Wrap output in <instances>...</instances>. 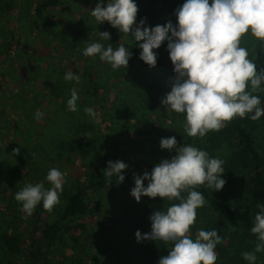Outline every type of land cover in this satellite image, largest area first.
Listing matches in <instances>:
<instances>
[{
	"label": "rangeland",
	"instance_id": "rangeland-1",
	"mask_svg": "<svg viewBox=\"0 0 264 264\" xmlns=\"http://www.w3.org/2000/svg\"><path fill=\"white\" fill-rule=\"evenodd\" d=\"M41 1L16 0L17 6L23 10L0 12V220L8 215L2 199L4 186L14 185L21 190L27 184L43 183L45 188H50L52 185L46 179L50 169L57 168L66 173L59 204L49 214L44 215L48 220H56L61 214L60 207L65 202L63 195L72 192L74 181L83 176L82 164L105 170L108 161L117 160L124 162L130 169V179L122 196L127 198L131 218L134 217L137 223L145 216L153 201L160 203L159 210L162 211H166L174 203H179L178 200H161L159 197L152 199L144 196L137 202L131 195L135 187V177L142 178L145 172L150 173L163 159L171 158L168 151L160 146L159 139L165 137L161 136L156 121H153L155 125L151 128L150 120L136 110V93L131 85L134 79L128 76L127 81L122 74L117 73V70H113L110 64L101 61L99 56L83 55V49L87 44L102 41L98 32H105L103 25L98 24L91 15V10L96 4L93 0H60L57 7L45 13L44 25L54 31V34H48L37 31L32 24L33 6ZM133 2L138 7L133 31L140 26L141 20L145 21L143 27L149 28L164 26L169 22L168 19L160 17L158 9L160 2L157 0ZM185 2L186 0H181L180 4L183 5ZM27 8L31 13L25 12ZM125 38L132 46L135 39L132 32L126 34ZM251 39L255 40L249 33L241 40V46L249 51V59L253 58L254 42ZM167 43L165 40L162 45L167 48ZM71 44L78 45V48L75 50ZM166 51L168 52L167 49ZM155 53L157 63L164 61L163 56L167 55L161 49ZM81 58L84 59L83 62ZM102 62L108 65L112 72L107 70ZM83 64H87V69ZM156 67H149V71L156 73ZM69 71L80 76L79 84L64 79ZM95 85L99 94L93 98L88 93ZM55 88L60 91L57 99L62 102L65 100L63 106H57L50 97L52 89ZM73 90L79 96L76 112L69 111L67 107ZM86 107L96 112L95 120L85 114ZM37 110L44 113L39 120L36 118ZM66 117L70 119L68 123L73 128L67 125ZM157 118L161 123H169L166 114H161ZM256 123L261 126L253 135L260 145V152L263 153L264 121L259 118ZM53 139L64 144V148L61 149L60 146V155L57 158L52 156L53 146L56 144ZM14 149H19L18 155L14 154ZM147 183L144 181L145 187ZM208 194L213 200L205 199L206 205L197 209V212L201 210V222L206 220L224 223L220 235L222 243L215 248L218 257L216 264H223L237 254V248L233 243L235 244L239 234L236 227L226 221L217 198L209 192ZM112 198L111 192L90 191L89 200L101 201L102 206L98 210L91 208L84 222L90 225L95 234H102L100 237L103 241L101 253L103 258L98 264H129L123 256L122 247L113 241L114 231L110 229L112 216L109 207ZM22 217L24 221L17 226L12 224L11 227L16 228L19 235L26 239L30 229L26 219L30 216L23 213ZM197 225L196 220L191 228L192 237L198 231ZM0 227L3 233L15 232L6 223L0 224ZM150 231L151 223L145 234ZM145 242L151 250L158 246L156 241ZM166 246L167 248L160 246L164 249L161 251L162 257L167 256L171 250L168 244ZM245 246L248 248L247 251H253L255 248L254 245L250 247L249 243ZM67 250L68 243L64 237L53 249L51 264L64 260ZM238 255H234L236 258L234 264H248L242 255ZM259 256L260 253H257L256 264L263 262V256L262 259ZM0 257L3 260L2 264L8 262L22 264L17 256L4 258L0 253ZM159 259L158 253L150 264H158Z\"/></svg>",
	"mask_w": 264,
	"mask_h": 264
},
{
	"label": "clouds",
	"instance_id": "clouds-1",
	"mask_svg": "<svg viewBox=\"0 0 264 264\" xmlns=\"http://www.w3.org/2000/svg\"><path fill=\"white\" fill-rule=\"evenodd\" d=\"M138 7L133 0H103L91 10L98 24L107 21L113 28L124 34H132L141 49L140 59L150 68L157 64L155 49L167 40V50L174 66L175 77L170 91L162 100L166 110L185 114L184 131L189 137H204L210 131H219L225 122L236 117L258 120L264 116L261 99L254 93L264 92V70L257 72L256 64L249 59V51L241 46L242 38L251 34L264 43V0H186L175 10L177 23L143 27L145 21L133 31ZM143 27V30L141 28ZM100 40H110V33L98 32ZM79 51V49H78ZM85 57L99 56L111 65L113 70L127 68L132 53L123 44L113 48L102 43L92 42L83 49ZM66 81L81 82L80 76L71 71L64 76ZM249 83L251 86L248 90ZM79 96L75 90L67 101L69 111L76 112ZM86 115L96 119V112L85 108ZM36 112L37 120L43 117ZM99 122L98 120L96 121ZM162 149L175 152L171 159H163L151 172L143 177H135V187L131 195L140 201L141 197L161 200H178L166 211H155L150 216L151 231L143 236L136 233L137 241H162L173 246L167 256L158 264H216L215 248L222 243L216 230L200 229L195 239L191 228L197 219V209L206 205L203 194L196 191L206 185L220 191L226 180L222 179L225 161L211 158L209 154L195 146H178L175 136L162 138ZM19 154V149L13 150ZM128 166L122 161H108L104 175L115 176L118 183L125 177L121 174ZM66 173L57 168L48 171L47 181L52 185L45 188L43 183L27 184L15 194V200L26 215H32L36 207L52 211L60 202ZM147 181V186H144ZM187 192L185 198L181 194ZM252 234L257 243L253 251L241 253L248 264H256L257 253L264 252V205L258 204Z\"/></svg>",
	"mask_w": 264,
	"mask_h": 264
},
{
	"label": "trees",
	"instance_id": "trees-1",
	"mask_svg": "<svg viewBox=\"0 0 264 264\" xmlns=\"http://www.w3.org/2000/svg\"><path fill=\"white\" fill-rule=\"evenodd\" d=\"M157 1L160 2V5H158L161 13L159 14L160 17L168 19L175 26L177 23L175 10L182 6L180 4L181 0ZM93 2L97 5L100 0H93ZM103 2L106 5L108 0H103ZM59 4L60 0H42L33 6L32 13L28 8L25 12L31 13L34 17L32 24L37 31L54 34L51 28H46L44 25V22H46L45 13ZM18 10L21 11L23 9L17 6L16 0L11 2L0 0L1 13H10ZM102 25L104 31L110 33V40H102L100 43L105 47L111 44L114 49L119 44H123L132 53L128 67L126 69H117V73L119 75L122 74V77L127 81H129L128 76L134 79V83H131V85L132 90L136 93V110L144 118L150 120L151 128L155 125L153 121H156L158 124L157 128L160 127L161 136L165 138L175 136L178 146H195L200 150L206 151L211 158L218 157L225 161L223 165L225 173L221 178L226 180V184L222 190L215 191L206 185L198 186L194 190L201 192L208 201L213 200L208 192L217 198L225 213L226 221L236 227L238 231L239 236L235 239V244L233 243V246L237 248V254L241 255L244 252L243 250L247 251L246 243H249L250 247H253L252 245L255 246L258 241L256 235L252 234L251 228L254 226L255 215L259 212L257 205H264V152H260V145L256 142L253 133L257 131L261 124L252 121L250 119L252 113H250L245 118L236 117L230 122H225L224 127L219 131H210L202 138L189 137L184 131L185 114L168 111L162 105V100L170 91L171 82L175 77L174 66L170 60L169 53L166 51L167 48L161 45L160 48L154 50V52H158L161 49L164 54H167V58L163 56L164 61H158L156 73H152L149 71V66L139 58L141 49L135 39L131 46L126 42V34L113 28L107 21L102 23ZM253 42V58L251 60L256 64L257 72H259L264 70V43L256 41V39ZM71 47L76 50L78 45L71 44ZM81 60L82 62L84 61L83 58ZM102 65L111 71L108 65L103 62ZM84 67L87 69V64ZM261 87L264 88V84ZM248 89H251L250 83ZM59 93L58 88L52 89L50 97L57 106H63L65 100L63 99L62 102V100L57 99ZM98 94L99 90H97L96 85L92 86V90L88 93L93 98H96ZM254 94L260 97L261 106L264 107V92ZM161 114H166V119L169 120L168 124L158 121L159 118L157 117ZM260 119L264 121V116H261ZM69 120L66 117L67 125L73 128L69 125ZM53 141L56 144L53 146L52 156L57 158L60 155V146L62 149L64 144L55 139ZM223 148L226 150H223ZM168 154L172 158L175 152L168 151ZM81 169L83 176L79 180L74 181L75 185L72 192L68 195H63L65 202L60 207L61 214L59 218L56 220L45 218L44 215L49 214L50 211L45 210L41 202L29 219H26L30 228L26 239L19 235L16 228L12 229L11 227L12 224L17 226L24 221L22 217L24 212L21 211L22 205L15 200V194L19 189L14 185L3 187L2 199L8 215L5 219L0 220V224L6 223L10 229L15 231L12 233L0 231V253L3 254V257L17 256L22 264H51L56 243L62 242L65 237L68 243V250L64 255V260L59 261L57 264H98L103 258L101 256L103 241L100 237L102 234H95L90 225L84 221L91 208L98 210L102 206L101 201L92 202L89 200V192L104 191L113 194L109 205L112 216L110 229L114 231L113 241L122 247L123 256L129 264H150L152 258L158 253L159 258H161V251L164 249L160 246L167 248L164 242L156 241L158 246L151 250L145 240L138 242L136 238L137 231L145 234L149 230L150 216L153 212L159 211L160 203H154L153 201L152 206L139 223L134 217L131 218L132 215L127 207V198L122 196L130 179V169L127 167L121 173L125 177L122 183H118V179L113 176L110 178V184L108 183L109 178L104 175L100 167L82 164ZM181 195L186 198L188 193L183 192ZM196 220L198 231L200 229L205 231L216 230L219 236L222 234L224 228L222 221L203 220L201 222V210L197 212ZM146 222H148L147 229H145ZM195 237L196 235L192 238L195 239ZM168 246L171 249L173 245L169 243ZM237 254L235 253L234 255ZM234 255L223 264H234L233 261L236 260ZM262 256L264 258V252L260 253L259 258L262 259ZM2 263L3 260L0 257V264ZM7 264L13 263L8 262ZM260 264H264V259Z\"/></svg>",
	"mask_w": 264,
	"mask_h": 264
}]
</instances>
